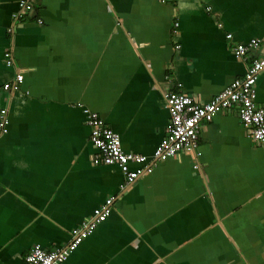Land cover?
<instances>
[{
    "label": "crops",
    "instance_id": "crops-1",
    "mask_svg": "<svg viewBox=\"0 0 264 264\" xmlns=\"http://www.w3.org/2000/svg\"><path fill=\"white\" fill-rule=\"evenodd\" d=\"M19 1L0 0V264L65 247L109 197L111 214L64 264H264V144L236 110L202 123L197 158L159 162L124 190L118 166L94 164L84 114L152 155L168 93L207 102L261 56L240 60L234 46L264 44V0H39L10 36ZM17 71L21 89L3 90ZM257 89L264 106V70Z\"/></svg>",
    "mask_w": 264,
    "mask_h": 264
},
{
    "label": "built area",
    "instance_id": "built-area-1",
    "mask_svg": "<svg viewBox=\"0 0 264 264\" xmlns=\"http://www.w3.org/2000/svg\"><path fill=\"white\" fill-rule=\"evenodd\" d=\"M37 0H20L18 9L12 15V24L8 33L13 36L16 26L33 16ZM40 19L38 23H42ZM179 23H176L175 32ZM232 39V33L227 34ZM261 49V56L251 60L244 78L238 79L211 100L204 102L196 97L183 93L170 92L166 96V106L170 121L161 143L152 155L126 151L122 146L120 134L106 125L98 112L84 109L86 123L90 128L89 139L96 149L93 162L96 165L118 166L125 176L121 190L132 185L140 176L151 173L159 162L176 157L181 153L191 154L197 158L200 146V128L204 121H211L218 113L236 110L244 127L256 142L264 144V106L258 103L257 82L264 70V44L261 39L252 38L234 46V54L240 60H249V53ZM4 57L8 66L16 67L12 50H7ZM24 75L17 71L12 82L6 83L7 91H19ZM181 85V83L179 84ZM10 120L8 109L0 108V135L8 131ZM199 169L201 165L194 166ZM115 197H109L105 203L96 208L92 215L71 232V241L63 248L45 250L35 245L25 257V264H64L83 240L92 234L98 224L108 218L112 212Z\"/></svg>",
    "mask_w": 264,
    "mask_h": 264
},
{
    "label": "trees",
    "instance_id": "trees-1",
    "mask_svg": "<svg viewBox=\"0 0 264 264\" xmlns=\"http://www.w3.org/2000/svg\"><path fill=\"white\" fill-rule=\"evenodd\" d=\"M37 1H39V0H37ZM37 1H36V2H37ZM36 2H35V4H34V9H36ZM9 82H12V81H9ZM9 82H6V83H9ZM6 83H4V85H5ZM4 85H3V90L7 91V90L4 88Z\"/></svg>",
    "mask_w": 264,
    "mask_h": 264
}]
</instances>
